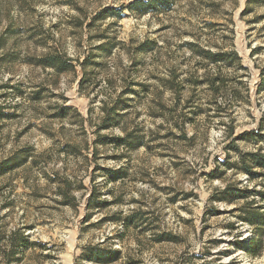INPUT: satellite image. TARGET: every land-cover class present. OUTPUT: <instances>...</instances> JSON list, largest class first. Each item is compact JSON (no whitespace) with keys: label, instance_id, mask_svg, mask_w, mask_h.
Wrapping results in <instances>:
<instances>
[{"label":"rangeland","instance_id":"rangeland-1","mask_svg":"<svg viewBox=\"0 0 264 264\" xmlns=\"http://www.w3.org/2000/svg\"><path fill=\"white\" fill-rule=\"evenodd\" d=\"M133 1L0 0V264H264V0Z\"/></svg>","mask_w":264,"mask_h":264},{"label":"trees","instance_id":"trees-1","mask_svg":"<svg viewBox=\"0 0 264 264\" xmlns=\"http://www.w3.org/2000/svg\"><path fill=\"white\" fill-rule=\"evenodd\" d=\"M171 0H135L133 2H131L128 6L127 9H129L131 12H139L140 14H146V13H150V12H156L159 9H164L165 7H167L169 5ZM108 13L111 15H116V16H121V10H117L114 8L111 9H105L103 11V14ZM101 13H99L97 16L100 17L102 16ZM208 56L211 57V60L216 61L217 58L219 57H223L222 55L218 56V55H213L212 53L208 52ZM218 56V57H217ZM44 66H51L56 68L57 70L60 71H64L66 69H70V68H75L73 63H72V59H65L60 55H48L43 59V63ZM216 81H220L219 78H215L213 79L212 83H211V89L216 93H220L223 89V84L222 83H217ZM257 133H245L243 135L244 136H252L255 135ZM257 136H260L261 140L264 141V135H260L257 134ZM132 137H130L129 135H127L125 138H114L112 139V141L118 143V144H124L126 146H130L132 143V141H130ZM248 157L251 159V162H244L243 161V166L242 169L248 173L254 176V173L252 172V168L254 167V165L258 166V167H263L264 168V155L262 154H248ZM245 158V157H244ZM6 168L4 167V164H0V171H5ZM92 197L93 195H91L88 199V207L91 206V201H92ZM98 255V259H101V256L99 254L101 253H96ZM104 254V253H103ZM110 254V253H109ZM104 256V255H103Z\"/></svg>","mask_w":264,"mask_h":264}]
</instances>
